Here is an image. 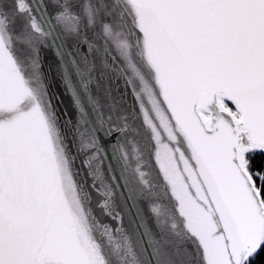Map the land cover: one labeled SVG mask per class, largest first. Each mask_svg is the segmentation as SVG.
<instances>
[{
    "label": "snow or ice",
    "instance_id": "snow-or-ice-1",
    "mask_svg": "<svg viewBox=\"0 0 264 264\" xmlns=\"http://www.w3.org/2000/svg\"><path fill=\"white\" fill-rule=\"evenodd\" d=\"M126 2L152 103L127 76L129 44L111 22L89 14L85 30L51 14L45 30L36 20L46 8L11 0L39 37L30 55L47 87L32 86L0 37V264H112L102 243L110 234L123 236L136 264H177L181 250V264H264V0ZM117 80L131 89L137 131L152 133L180 243L132 167ZM63 97L75 120L59 108ZM162 115L171 132L157 135ZM57 127L66 157L56 148ZM165 145L194 205L162 170Z\"/></svg>",
    "mask_w": 264,
    "mask_h": 264
},
{
    "label": "water",
    "instance_id": "water-1",
    "mask_svg": "<svg viewBox=\"0 0 264 264\" xmlns=\"http://www.w3.org/2000/svg\"><path fill=\"white\" fill-rule=\"evenodd\" d=\"M33 7L37 9L46 8L47 12H40L39 18L36 23L41 25L45 30L48 28V24L45 23V17L51 14H58L63 16L67 14L74 21V27L87 28L89 14H91L92 20L98 21L104 19L106 22H111L113 31L120 34V38L125 40L129 44V64L132 67L127 69V76L131 78L133 84L136 86V93L141 100L152 103L154 97L152 96V80L149 73L144 66V62L140 57V49L128 36V23L132 17V13L128 7L126 0H75L79 4V7H73L74 0H32ZM28 16H21L16 12L15 8L11 6V0H5L3 8H0V37L3 38L5 44L10 52H12L18 62L21 69L24 70L26 79L32 83L33 87H47L42 83V80L38 78L36 70L32 65V58L30 55V49L35 45V42L39 37L34 36L32 30L28 27ZM60 27L69 31L65 24L58 20ZM24 24L22 31H18V26ZM58 84L59 81H56ZM115 99L120 102L125 110L120 112L122 122H126L131 129L129 136L126 139V147L129 153L130 161L133 168H139L143 173V180L146 185L151 187L152 193H150V199L154 206L160 208V221L162 226L170 233L175 231L179 232V235H174L172 238L180 243L184 240V234L179 228V221L177 218L170 214L168 208L170 205L165 202V186L160 182L156 167L153 163L152 148L150 137L152 133L145 129H139L137 131V120L133 115L132 110L128 105L133 101L131 95V89L125 91L121 81L115 82ZM51 90V89H50ZM58 93H62V89H56ZM63 103L59 105L61 110L68 109L70 113V119H76V111L72 108V102L68 97H63ZM55 116L53 111L51 114ZM126 117V121L123 118ZM64 117H60L61 129L63 130ZM161 127L157 131V135L161 133L171 132V128L168 126L166 118L161 116ZM60 129L57 127V140L56 148L58 153L62 157H66L67 153L64 148L65 141L62 136L59 135ZM160 164L162 170L167 172L169 177L177 183L181 188V195H183L186 201L191 204H195L192 198L187 193V188L183 186V180L176 169V161L173 159V153L171 149L165 145L160 154ZM173 172L175 173L173 175ZM154 193V194H153ZM85 193H81V198H85ZM176 225V228H173ZM105 235L102 243L104 245L106 253L111 257L112 264H136L132 255L127 254V244L123 236L115 234ZM189 251H191V245H188ZM183 251L177 259V264H181V261H185Z\"/></svg>",
    "mask_w": 264,
    "mask_h": 264
}]
</instances>
